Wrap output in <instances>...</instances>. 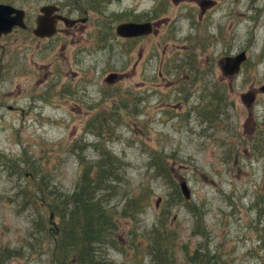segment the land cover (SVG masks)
I'll return each instance as SVG.
<instances>
[{
  "label": "rangeland",
  "instance_id": "374dc122",
  "mask_svg": "<svg viewBox=\"0 0 264 264\" xmlns=\"http://www.w3.org/2000/svg\"><path fill=\"white\" fill-rule=\"evenodd\" d=\"M213 1L204 12L199 0L113 4V25L155 6L162 20H175L178 39L193 38L196 24L195 46L176 41L165 53L175 59L171 75L162 69L164 80L156 75L164 44L156 47L151 36L141 45L113 42L111 53L97 49L92 56L82 52L79 63L66 62L70 76L60 99L56 87L48 92L38 84L42 65L28 76V103L23 78L0 89V264L48 262L34 219L57 223L46 206L49 193L32 192L34 176L55 193L71 192L80 157L93 163L104 152L120 161L108 197L116 212L108 238L117 247H103L111 264H150L140 253L146 233L163 217L179 264L186 261L184 246L190 254L204 246L225 264H264V0ZM240 52L247 58L240 72L224 78L219 61ZM188 56L193 63L184 66ZM110 73L122 78L108 84ZM251 89L256 96L248 107L241 95Z\"/></svg>",
  "mask_w": 264,
  "mask_h": 264
},
{
  "label": "flooded vegetation",
  "instance_id": "af4514ba",
  "mask_svg": "<svg viewBox=\"0 0 264 264\" xmlns=\"http://www.w3.org/2000/svg\"><path fill=\"white\" fill-rule=\"evenodd\" d=\"M120 1L0 0V89L6 86L12 87L16 78H23L28 103V76L32 75L34 67L42 65L45 66L46 71L39 76L38 84L42 82L41 86L46 87L48 92L52 87H56V94L60 99L62 98L60 96L64 95L63 81L70 76V73H66L64 69L66 62L79 63L82 52L87 56L94 55L97 49L100 52L111 53L113 42L126 46L130 41L136 40L137 44L141 45L151 36L157 39L156 47L160 48V45L164 44L157 67L158 79H165L163 68H168L166 74L171 75L174 72L172 63L175 58L171 56L166 58L165 53L173 48L176 41L183 40L184 48L189 45L195 46L194 44L198 42L196 24L192 23L190 26L194 31L193 38L184 36L178 39L176 28L173 27L175 20L169 18L162 20L159 17L158 6H155L147 14L142 10L135 18L126 17L125 21H115L113 25L112 6ZM173 2L175 3V0ZM213 5V0H199L202 12ZM123 23H149L152 32L140 37L122 38L116 34V28ZM162 26L164 28L161 30ZM170 41L173 42L168 46ZM127 52L129 48L125 47L124 54ZM138 56L137 63L141 60V54ZM146 62L149 60L147 59ZM192 63L193 60L188 56L184 66ZM48 67L51 69L47 70ZM114 74H116L115 81L122 78L118 73ZM43 97L48 98L46 94H43ZM7 108L10 112L15 109L12 106ZM24 113L28 115V106L27 111H20L21 118Z\"/></svg>",
  "mask_w": 264,
  "mask_h": 264
},
{
  "label": "trees",
  "instance_id": "16d2710c",
  "mask_svg": "<svg viewBox=\"0 0 264 264\" xmlns=\"http://www.w3.org/2000/svg\"><path fill=\"white\" fill-rule=\"evenodd\" d=\"M204 118L210 120L208 116ZM97 146L98 144H94L93 148ZM119 164V159L108 152H104L93 163L84 162L80 157L81 170L71 192L55 193L43 178L34 176L36 183L32 192L37 196L39 192L49 193L46 206L57 223L50 224L48 220L43 222V218L38 215L39 209L34 205L35 201H31L30 205L38 215L37 221L34 220L37 224L41 223L40 228L46 239L45 249H48L49 255L47 264H111L106 256L108 247L105 250L103 247H117L108 238L113 234L111 230L116 229L113 220L116 212L109 205L108 197L115 181H118ZM39 218L42 219L41 222ZM48 219L50 220V216ZM164 221L163 217L161 224L155 225L154 229L146 233L148 243L146 250L140 254L148 257L150 264H179L174 259L175 245L170 232L162 228ZM42 244L43 242L40 246ZM201 247L204 250L201 253L193 250L190 254L184 246V264H225L219 261L220 255L215 258L214 254L207 252L208 249ZM101 250L105 251L104 254H101Z\"/></svg>",
  "mask_w": 264,
  "mask_h": 264
},
{
  "label": "water",
  "instance_id": "95a60500",
  "mask_svg": "<svg viewBox=\"0 0 264 264\" xmlns=\"http://www.w3.org/2000/svg\"><path fill=\"white\" fill-rule=\"evenodd\" d=\"M152 32V26L149 23H123L119 24L116 28V34L120 37H140L148 35ZM246 61L245 52H240L235 56L225 57L219 63V69L224 77L232 78L240 72L241 65ZM116 79L115 74H110L106 77L105 81L111 84ZM264 92V87L260 89ZM242 102L250 107L255 100V94L249 91L241 95ZM179 188L185 200L190 199V190L185 181H181Z\"/></svg>",
  "mask_w": 264,
  "mask_h": 264
}]
</instances>
